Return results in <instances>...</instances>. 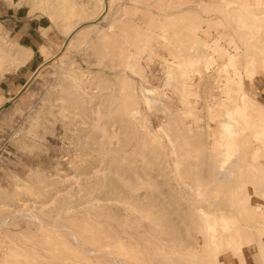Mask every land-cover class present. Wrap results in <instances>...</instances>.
I'll return each instance as SVG.
<instances>
[{"label":"rangeland","instance_id":"rangeland-1","mask_svg":"<svg viewBox=\"0 0 264 264\" xmlns=\"http://www.w3.org/2000/svg\"><path fill=\"white\" fill-rule=\"evenodd\" d=\"M0 4L43 18L59 35L49 51L0 35L9 53L0 54L3 82L25 79L44 61L0 108V264H115L99 248L123 264H245L264 255V219L252 224L224 198L251 188L264 208L241 181L245 165L264 166V100L253 91L264 74V0ZM129 106L136 116H127ZM227 111L238 161L226 168L233 175L225 195L200 199L199 189H213L206 180L229 140L221 127ZM199 207L222 209L228 232L210 239ZM62 225L94 250L85 263Z\"/></svg>","mask_w":264,"mask_h":264},{"label":"bare ground","instance_id":"bare-ground-1","mask_svg":"<svg viewBox=\"0 0 264 264\" xmlns=\"http://www.w3.org/2000/svg\"><path fill=\"white\" fill-rule=\"evenodd\" d=\"M101 16L98 17L95 20L86 22V23L78 26L73 32L81 30V28L83 26L87 25V24L99 22ZM68 43H70V42H68V40H67L66 44L64 45L63 51L66 50V47H67V44ZM2 53L9 54L7 49H3L0 46V54H2ZM33 78H34V76L30 80H32ZM133 97L134 96L131 93H128L126 95V100H127V103H129V105H130V102H132ZM148 100H147L146 103H149L151 101V100H149V101ZM128 108L129 109L126 111L127 112V116L130 117V116H132V114L134 115L136 113V108L130 107V106ZM137 113H138V111H137ZM136 114H135V116H136ZM230 115H231V113L228 114V117L229 118H231ZM98 127H100V126H98ZM222 130L224 132L230 134L231 142H230V144H226L225 147H224V153H223L224 156H223V159L220 161L219 168L215 171L214 174L211 175V178L210 179H208V180L204 179V180H206V183H209V185L211 184V181L214 182V184L212 186L213 189H209L210 187H208L207 189H203V188L199 189L198 192H199V195H201L200 199H205V198L206 199H214L216 197H221V196L225 195L224 182H227L228 181V177H231V174L233 175V172H232L233 170L231 169L232 170L231 171L232 173H228V172H226V168L229 167V165H233L234 166L235 161H238L236 159V157H235V155H236L235 153H236V150L239 148L240 145L237 144V142L235 141L236 138L234 136L236 135V131H235L236 129L234 130L232 124L225 123L223 125ZM171 144H172V142H171ZM237 154H238V152H237ZM245 166L246 167H245V170H244V174L241 177V181L243 179L247 180V182H249V185L251 184V185L254 186L255 191L258 192L257 195L264 199V166H262V164H258L255 167V169L252 170V171L249 170V168H248L247 165H245ZM234 176H235V174H234ZM247 176H249V177H247ZM232 179H233V177H232ZM233 180H235V182H236L237 181V178L235 179V177H234ZM252 193L253 192L251 191V188H248L247 190H241V189H239L238 191H234L233 189H231V190H229V193L224 196V198L228 201V203L231 206H235L238 210H240L241 213H242V215L244 217H246L248 220H251L252 219V224H253L254 222H256V223L257 222H260V220H259L260 218L264 219V208L262 206L256 205L254 203V199H252L253 198L252 197V195H253ZM28 211H30V209ZM197 211L199 213V216L201 217V221L203 223L204 232H205V234L210 239H214V240L220 239L221 238V234H224V233H227L228 232L229 226L231 225L230 224L231 222L229 221V218L225 215V213L223 212L222 209L216 208V209H212V210L206 211V209H203L202 207H199V208H197ZM24 212H26L25 209H24ZM13 214L16 215V214H21V213H18L17 212L16 214L15 213H13ZM34 215H33V217L35 218ZM25 217H26V215H25ZM30 219H33V218H30ZM36 219H37V216H36ZM39 219H37V220H39ZM262 223H264V220L262 221ZM1 224H3V225L0 226V229L3 228V226L5 225V223H2L1 222ZM40 224H42V223H40ZM47 228H48V232L50 233L49 235L54 234L53 233L54 230H55V227L54 226H47ZM86 228H88V227H86ZM61 229L62 230L64 229V230L67 231V233L70 236V238L73 241V243H75V245H77V246H75V245L74 246L77 247L79 249V251H81V252L84 253L83 255H85V256L81 255V257L82 256L84 257V261H83V257H82V261L85 263V260H86L85 257L87 255L93 254L94 253V250H90V249H88V250L86 249L85 250V249H83L79 245V236L77 235V233H76V231H75L74 228L72 229V228L67 227L66 225H62L61 226ZM230 242L231 241H228L227 242L225 249L232 250V247H231ZM205 247H207V246H205ZM205 247H204V249H205ZM68 248H69V246H68ZM102 250H104V249H102ZM102 250L99 248V250L98 251H95V252L104 254L105 256L109 257L110 260L112 262H114L115 264H123V261H120L119 258L116 257L113 253L106 252L108 250H106V251L105 250L102 251ZM240 251H241V249H238V250H236L233 253L235 254L236 257H238L239 259H242L243 258V253L240 252ZM193 255L195 257H197V259H196L197 262L203 263V259L201 258L200 251H195L193 253ZM78 257L81 258L80 255H78ZM206 264H220V263L218 262L217 258H215V259H213V262H209V263H206Z\"/></svg>","mask_w":264,"mask_h":264},{"label":"crops","instance_id":"crops-1","mask_svg":"<svg viewBox=\"0 0 264 264\" xmlns=\"http://www.w3.org/2000/svg\"><path fill=\"white\" fill-rule=\"evenodd\" d=\"M27 12L28 11L20 8L5 7L0 4V35H4L10 42L13 43L28 46L29 48H41V50L45 49L46 51H49L48 46L52 48L54 44H57L59 35L55 30L54 32L52 31V27H48L49 25H46L43 22V18L37 19L36 17H30ZM84 23L86 22L79 23L73 28L72 32ZM50 31L53 32V35L50 34ZM47 38H50V41ZM252 44L253 46L257 45L255 37ZM34 54L37 55V53ZM43 64L44 61L38 62L33 72L25 79L18 80L10 78L5 82L0 80V108L5 106L8 102H12L17 96L22 94V92L33 81L30 79ZM253 91H256L257 95L264 100V74L259 75L256 78ZM242 98L243 103L247 105L248 101L244 97ZM242 101L240 100L241 105ZM230 113V111H227L224 115L221 122L222 128L225 123L232 124L230 121L231 118L228 117V114ZM259 136H264V130L259 134ZM234 137L236 138V135ZM230 142L231 137L229 136V140L226 144H230ZM223 156L224 155L222 154L220 161L223 159ZM258 164H261L260 161L259 163H255L254 167ZM245 264H264V255L259 253L250 255V257L245 260Z\"/></svg>","mask_w":264,"mask_h":264}]
</instances>
